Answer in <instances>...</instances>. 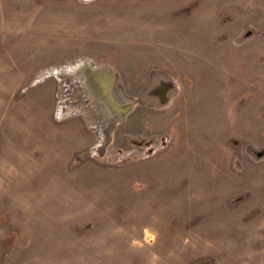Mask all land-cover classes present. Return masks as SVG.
Listing matches in <instances>:
<instances>
[{"label": "rangeland", "instance_id": "1", "mask_svg": "<svg viewBox=\"0 0 264 264\" xmlns=\"http://www.w3.org/2000/svg\"><path fill=\"white\" fill-rule=\"evenodd\" d=\"M0 264H264V0H0Z\"/></svg>", "mask_w": 264, "mask_h": 264}, {"label": "bare ground", "instance_id": "2", "mask_svg": "<svg viewBox=\"0 0 264 264\" xmlns=\"http://www.w3.org/2000/svg\"><path fill=\"white\" fill-rule=\"evenodd\" d=\"M101 77V76H100ZM102 79V78H101ZM100 83L102 84V87L104 88V89H106L105 88V85H103V83H102V80H100Z\"/></svg>", "mask_w": 264, "mask_h": 264}]
</instances>
